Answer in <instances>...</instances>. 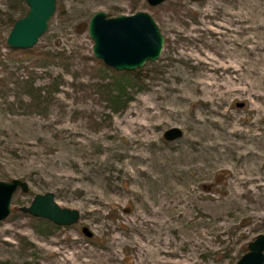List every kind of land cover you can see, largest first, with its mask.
Segmentation results:
<instances>
[{
    "label": "rangeland",
    "instance_id": "1",
    "mask_svg": "<svg viewBox=\"0 0 264 264\" xmlns=\"http://www.w3.org/2000/svg\"><path fill=\"white\" fill-rule=\"evenodd\" d=\"M15 1L0 0V43L26 7ZM95 11H144L163 37L117 110L79 27ZM170 126L181 134L167 140ZM12 177L28 189L0 220V264H232L264 233V0H55L29 50L0 44V179ZM46 190L78 220L18 209Z\"/></svg>",
    "mask_w": 264,
    "mask_h": 264
},
{
    "label": "water",
    "instance_id": "2",
    "mask_svg": "<svg viewBox=\"0 0 264 264\" xmlns=\"http://www.w3.org/2000/svg\"><path fill=\"white\" fill-rule=\"evenodd\" d=\"M164 0H145L149 6ZM25 13L16 19L5 37V45L11 49H29L46 31L55 9V0H23ZM86 33L91 40V54L115 71L141 68L146 62L155 61L160 55L163 37L153 18L144 11L129 15L107 17L102 11L93 12L86 21ZM242 102H235L239 106ZM181 130L170 126L162 137L170 140L178 137ZM28 189L24 179L12 177L0 179V220L10 211L13 192ZM19 210L40 217L57 225H68L79 217L76 208L60 206L52 191L35 192L29 202ZM81 232L90 236V230L82 225ZM232 264H264V233L258 232L246 243V250Z\"/></svg>",
    "mask_w": 264,
    "mask_h": 264
},
{
    "label": "trees",
    "instance_id": "3",
    "mask_svg": "<svg viewBox=\"0 0 264 264\" xmlns=\"http://www.w3.org/2000/svg\"><path fill=\"white\" fill-rule=\"evenodd\" d=\"M15 2L17 3V6H19L17 8H20L21 4H23V0H16ZM13 11L14 10H12L11 13H8L7 17H6L7 26L9 27V29L12 26V24L14 23V21L16 19H18L19 17H21L25 13L26 7L25 8L23 7L22 9H20L18 14L14 13ZM79 27H80V30H85L86 29V21L79 23ZM0 44L5 45L3 39H2V42ZM29 49H11V51H21V50H29ZM55 57L58 59H62V53H56ZM93 61L99 66V68H100L99 70H102L103 73L106 71L111 72L110 82L105 83L104 85H101L99 87V88H101V91L105 94L107 101H109L110 109L117 110V109L123 107L126 99L122 100L121 96L123 93H125V88H126L125 84L130 79H137L138 77H140L141 74H143L141 69L137 68V69H134L131 71H129V70L115 71L112 68L104 65L98 59L94 58ZM110 86H112V87H110ZM217 182L222 183L223 179L219 180Z\"/></svg>",
    "mask_w": 264,
    "mask_h": 264
}]
</instances>
